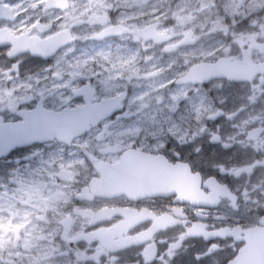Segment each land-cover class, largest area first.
Returning <instances> with one entry per match:
<instances>
[{"label":"flooded vegetation","instance_id":"af4514ba","mask_svg":"<svg viewBox=\"0 0 264 264\" xmlns=\"http://www.w3.org/2000/svg\"><path fill=\"white\" fill-rule=\"evenodd\" d=\"M150 1L0 0V264L13 247L32 264H264V80L249 76L264 0H198L192 25L185 0L141 21ZM233 21V55L208 63L210 29ZM150 66L170 69V106L149 107ZM112 98L67 146L36 141L38 122L61 112L69 135ZM60 147V166H34ZM102 176L119 194L96 196Z\"/></svg>","mask_w":264,"mask_h":264},{"label":"clouds","instance_id":"9594fccd","mask_svg":"<svg viewBox=\"0 0 264 264\" xmlns=\"http://www.w3.org/2000/svg\"><path fill=\"white\" fill-rule=\"evenodd\" d=\"M234 24V21L231 24L225 22L219 28L214 26L212 29H210V31L216 37V41L213 46H211L209 49H205L201 53V55L204 56V59L208 63H218L220 60L233 55L232 47L234 41L230 38L229 33L225 31V29L230 30L232 27H234ZM192 41L199 45L201 36H193ZM244 43L248 44V41L245 40ZM249 76L253 81L264 80V60L254 61L252 63L251 69L249 71ZM71 195H73V192L71 188H69V196ZM56 230V228H53V231ZM3 256L5 257V259L11 256L13 258V264H32V249L21 248L17 250L15 247L11 249L6 248L3 250ZM52 264H55V262L53 261Z\"/></svg>","mask_w":264,"mask_h":264},{"label":"rangeland","instance_id":"374dc122","mask_svg":"<svg viewBox=\"0 0 264 264\" xmlns=\"http://www.w3.org/2000/svg\"><path fill=\"white\" fill-rule=\"evenodd\" d=\"M78 1H80V0H77V2ZM185 1L189 4V8H190L192 6V4L194 3V1H196V0H185ZM136 2H137V0H125V3L124 4L126 6H128V7H133V5L136 4ZM156 2H158V5L159 6H162V8H165L166 0H153V2L151 3L152 6ZM196 5H197V2H196ZM182 6H183V8H182L183 13L184 14H187L189 17H191V13H190L189 8L188 7H185L184 5H182ZM141 8H142V3H141ZM148 13H149V15H152L150 11H148ZM126 14H128V13H126ZM123 19H124V21H127V20H129V17L126 16L124 18V16H123ZM150 69H152L154 72H156L157 70L159 72L161 70H167V73L165 75H163V77H159L158 76L159 72L153 73V74H156L158 78L156 80H154V78L151 80L149 87H150V89H152V91L151 92L150 91H146V94H148V92H150V93H153L154 94L153 97H161L162 99H163V97H165L163 95H166V96H168V98L166 100H164V105L165 106H170V104H169V97L172 96V94H173L171 91L168 90V88L171 85V83H170L171 81H170V78H169V74H170V71L169 70L170 69L168 67H165V66H162V67L150 66ZM155 88H157V89H155ZM153 89H155V90H153ZM117 90H119L118 87H116V88H110V89H105L101 93V95H103V96L106 95L107 97H111V96H113L115 94V92ZM153 102H154V100L152 98V102L149 104L150 107L154 106L153 105ZM171 136H173L172 133H171ZM156 145L163 146L164 145L163 140H161V139L158 140L157 143H156Z\"/></svg>","mask_w":264,"mask_h":264},{"label":"bare ground","instance_id":"6f19581e","mask_svg":"<svg viewBox=\"0 0 264 264\" xmlns=\"http://www.w3.org/2000/svg\"><path fill=\"white\" fill-rule=\"evenodd\" d=\"M149 17V20H152V15H149V13L146 14V18ZM166 22V21H163ZM184 22L186 25H192L193 23H195V21H193L192 17H189L188 15H184ZM149 53V52H148ZM148 63V62H147ZM149 66V65H148ZM167 73V70H161L158 74L159 77H163V75H165ZM127 197V196H125ZM189 232V231H188ZM105 262V261H104ZM114 262V261H113ZM120 262V261H119ZM123 262V261H121ZM126 262V260H125ZM129 262V261H128ZM127 263V262H126ZM131 263V262H130ZM111 264V263H110ZM116 264V263H115Z\"/></svg>","mask_w":264,"mask_h":264},{"label":"water","instance_id":"95a60500","mask_svg":"<svg viewBox=\"0 0 264 264\" xmlns=\"http://www.w3.org/2000/svg\"><path fill=\"white\" fill-rule=\"evenodd\" d=\"M66 2H67V0H66ZM113 109H111V108H107L106 109V112L108 113V112H111Z\"/></svg>","mask_w":264,"mask_h":264}]
</instances>
